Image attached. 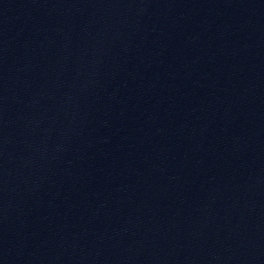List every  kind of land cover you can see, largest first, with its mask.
<instances>
[{"label": "water", "instance_id": "95a60500", "mask_svg": "<svg viewBox=\"0 0 264 264\" xmlns=\"http://www.w3.org/2000/svg\"><path fill=\"white\" fill-rule=\"evenodd\" d=\"M0 264H264V0H0Z\"/></svg>", "mask_w": 264, "mask_h": 264}]
</instances>
